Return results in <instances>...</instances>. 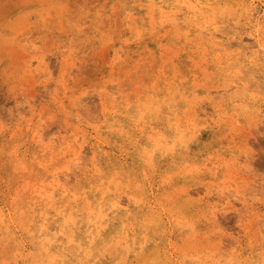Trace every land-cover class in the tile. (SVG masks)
<instances>
[{"label":"rangeland","instance_id":"1","mask_svg":"<svg viewBox=\"0 0 264 264\" xmlns=\"http://www.w3.org/2000/svg\"><path fill=\"white\" fill-rule=\"evenodd\" d=\"M0 211V264H264V0H0Z\"/></svg>","mask_w":264,"mask_h":264},{"label":"bare ground","instance_id":"2","mask_svg":"<svg viewBox=\"0 0 264 264\" xmlns=\"http://www.w3.org/2000/svg\"><path fill=\"white\" fill-rule=\"evenodd\" d=\"M196 2V1H195ZM197 3H198V1H197ZM201 4V3H200ZM199 4V5H200ZM194 6H196L194 3H193V8H194ZM201 6V5H200ZM198 7V6H197ZM202 7V6H201ZM231 7V6H230ZM196 8V7H195ZM194 8V9H195ZM196 9H199V8H196ZM227 9V8H226ZM225 9V10H226ZM233 8L231 7V9L230 10H232ZM177 11V10H176ZM213 11H215V10H213ZM210 12H212V11H210ZM208 13V12H207ZM205 14V13H204ZM206 15V14H205ZM208 15H211V14H208ZM205 21V20H204ZM207 21H209V20H207ZM211 22V21H210ZM200 24V23H199ZM202 39V38H201ZM241 81H243V80H241ZM136 124V123H135ZM182 137V136H181ZM164 138V137H163ZM167 138H165V139H157L156 140V149H158V148H160V147H163L166 143H167ZM166 146V145H165ZM68 151V150H67ZM81 150H77L76 152H75V155H80V152ZM66 154H67V152H66ZM74 155V154H73ZM150 155H151V152H149V151H145V157H147V158H149L150 157ZM75 157H77V156H75ZM151 157H152V155H151ZM116 172V171H115ZM57 173V172H56ZM120 177V175H115V176H113V177H111L110 179H109V187H108V190H110V188H111V186H113L115 183H117L118 182V184H121L120 182H119V180H118V178ZM56 178V177H55ZM45 181V180H44ZM102 182V181H101ZM105 182V181H104ZM53 183H55V181L53 182ZM103 183V182H102ZM45 184V183H44ZM51 184V183H50ZM46 185V184H45ZM47 186V185H46ZM52 186V185H51ZM42 187V186H41ZM49 187V186H48ZM44 188V187H43ZM52 188L55 190L56 188L54 187V185L52 186ZM53 190V191H54ZM57 190V189H56ZM66 191V190H65ZM36 192L38 193V195H39V197L41 196L43 199L46 197V195H47V192H46V190L44 191V190H41V189H39V188H36ZM55 192V191H54ZM66 192H68V191H66ZM65 192V193H66ZM105 192V191H104ZM49 194V193H48ZM54 194V193H53ZM66 194H68V193H66ZM36 195V194H35ZM106 195V194H105ZM104 195V196H105ZM55 196V195H54ZM106 197V196H105ZM56 199V198H55ZM54 199V200H55ZM70 199V198H69ZM47 200H48V198H47ZM49 201V200H48ZM47 202V201H46ZM53 202V201H52ZM52 202H50L51 204H52ZM120 202L121 201H119V200H117V201H115L113 204H112V207H111V210H117V209H119V208H121L120 206H122V203H121V205H120ZM54 203V202H53ZM89 203V202H88ZM69 204V203H68ZM50 205V204H49ZM48 205V206H49ZM56 205V204H55ZM90 205H92L91 203H90ZM52 206V205H51ZM50 207V206H49ZM90 207V206H89ZM52 208V207H51ZM100 208V207H99ZM49 209V208H48ZM53 210V209H52ZM56 210V209H55ZM62 210V209H61ZM59 211V213L60 214H62L61 212H63V211ZM65 210V209H64ZM125 210V209H124ZM58 212V211H57ZM71 212V211H70ZM69 212V213H70ZM75 212V211H74ZM58 213V214H59ZM64 213V212H63ZM93 213V212H92ZM46 214V213H45ZM105 213H103V212H100L99 213V217H98V219H97V221H95L94 223L96 224V223H98V224H101L102 225V227L104 228L105 227V225H104V223L107 221V215H104ZM64 215V214H63ZM128 215H129V213H128ZM65 217V216H64ZM70 217V218H69ZM67 219L66 218H64V221H65V219H66V224L64 225V226H66L67 224H68V226H72V224L74 225L76 222H71L72 220V216H71V214H70V216H69ZM74 217V216H73ZM0 218H1V220L3 221V223H5L7 220H6V218L4 217V215L2 214V212L0 211ZM73 220H74V218H73ZM145 220H147V219H145ZM75 221H76V219H75ZM91 221V220H90ZM154 221H156V220H154ZM153 221V222H154ZM145 222V229H146V231H147V227H148V220H147V222L146 221H144ZM156 222H158V221H156ZM93 223V222H92ZM180 223V222H179ZM152 224V223H151ZM76 225V224H75ZM74 225V226H75ZM153 225V224H152ZM67 226V227H68ZM108 226V225H107ZM42 227V226H41ZM45 225H43V227H42V230L41 231H45L46 229H45ZM100 227V226H99ZM62 229H63V227H62ZM124 230L122 231V233L121 234H119L118 235V237L116 238H113L111 241H109V244H110V246L109 245H106V248L104 249V254L106 255V254H108V253H110L111 254V252H109L110 250H113V249H115V251H113V253H114V255L116 254V253H118L119 254V252H122V246H123V244L125 243V242H127L128 243V245H129V242H130V235H129V231H130V228L128 229L127 228V226H125L124 225V228H123ZM144 229V230H145ZM64 230V229H63ZM67 230V229H66ZM66 230H64V234L67 232L68 233V231H66ZM71 230V229H70ZM69 230V231H70ZM73 230V229H72ZM100 230V229H99ZM66 231V232H65ZM105 231V230H104ZM149 231H147V233H148ZM43 233V232H42ZM62 233H63V231H62ZM66 233V234H67ZM45 234V233H44ZM63 234V235H64ZM70 235V234H69ZM69 235H68V237H69ZM75 234H73L72 235V237L70 238V242L72 243V244H75V245H78L77 244V238L74 236ZM93 241L96 239V237H97V235L98 234H95L94 232H93ZM100 235V234H99ZM64 238V237H63ZM148 238V237H147ZM48 239H50V238H48ZM47 239V237L43 240V243H40L41 245L39 246L40 248H42V249H40V252L38 253V254H34L35 255V259L36 260H41V262H42V264H57L59 261L61 262L62 261V259H59V258H57V257H55L54 255V257H50V259H44V257H46V256H48L49 254H50V250H49V246L52 244V240H48ZM110 239V238H109ZM32 240V239H31ZM42 240V239H41ZM51 243V244H50ZM108 244V243H107ZM80 245V244H79ZM81 246V245H80ZM126 248H127V245H126ZM81 249H82V246H81ZM128 249H129V246H128V248H127V251H128ZM92 251V250H91ZM86 253V252H85ZM112 253V254H113ZM88 254H89V252H88ZM33 255V256H34ZM58 255V254H57ZM120 255V254H119ZM23 256V255H22ZM104 256V255H103ZM59 257H61V256H59ZM107 257H108V255H107ZM64 259V258H63ZM119 263V262H118ZM120 264V263H119Z\"/></svg>","mask_w":264,"mask_h":264}]
</instances>
